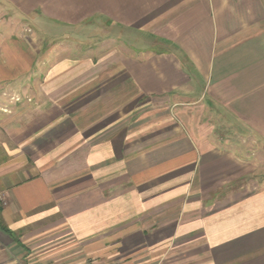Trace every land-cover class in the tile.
<instances>
[{
	"label": "crops",
	"instance_id": "1",
	"mask_svg": "<svg viewBox=\"0 0 264 264\" xmlns=\"http://www.w3.org/2000/svg\"><path fill=\"white\" fill-rule=\"evenodd\" d=\"M1 16L0 264H264V0Z\"/></svg>",
	"mask_w": 264,
	"mask_h": 264
},
{
	"label": "rangeland",
	"instance_id": "2",
	"mask_svg": "<svg viewBox=\"0 0 264 264\" xmlns=\"http://www.w3.org/2000/svg\"><path fill=\"white\" fill-rule=\"evenodd\" d=\"M3 18L4 17H0V23H1V20H3ZM16 26H18V25H16ZM15 26V27H16ZM20 26V25H19ZM29 27H24V30L26 29V31H22L23 33H31V32H29L30 30L28 29ZM13 32V31H12ZM15 34H18V33H21V31H19V30H16L15 32H14ZM72 50H75V51H77V48H74V49H72V48H64V49H62V51H64V53H70V52H72ZM23 86H24V84H21L20 86H19V88H18V90H22L23 89ZM17 97H20V96H17ZM21 99H22V97H20ZM19 102V101H18ZM4 112H6V111H4ZM93 263L94 264H96L94 261H93Z\"/></svg>",
	"mask_w": 264,
	"mask_h": 264
},
{
	"label": "built area",
	"instance_id": "3",
	"mask_svg": "<svg viewBox=\"0 0 264 264\" xmlns=\"http://www.w3.org/2000/svg\"><path fill=\"white\" fill-rule=\"evenodd\" d=\"M16 101H21L20 97H13ZM8 201H7V197L4 193H0V204L1 205H7ZM82 264H94L92 259H87L85 260Z\"/></svg>",
	"mask_w": 264,
	"mask_h": 264
}]
</instances>
